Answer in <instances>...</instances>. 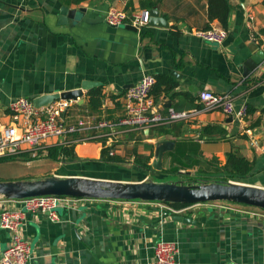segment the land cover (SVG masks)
Masks as SVG:
<instances>
[{"label": "crops", "instance_id": "0c3cea01", "mask_svg": "<svg viewBox=\"0 0 264 264\" xmlns=\"http://www.w3.org/2000/svg\"><path fill=\"white\" fill-rule=\"evenodd\" d=\"M228 2L227 37L216 46L193 34L220 27L208 20L207 0H0V129L12 123L8 106L13 100H33L83 84L89 89L80 101L70 102L65 121L84 115L116 121L123 116L125 93L145 74L178 83L169 94H151L161 115L199 109L198 94L204 90L231 96L248 113L228 122L221 112H203L166 128L123 130L109 163L100 160L101 141L71 144L72 138L65 137L45 142L34 158L27 152L0 158V168L35 161L41 178L50 170L60 177L116 181V172L124 168L143 172L134 164L136 157L152 156L151 165L157 141L190 140L198 143L203 161L219 166L228 153H238L253 164L247 184L264 188V6L262 0ZM62 8L76 11L70 23L61 21ZM110 8L129 16L157 8L167 27L147 25L136 32L127 29L128 22L109 27L104 15ZM94 89L101 91V107L91 112L87 93ZM53 146H72L73 159H46V149ZM44 162L47 168L41 169ZM180 172L171 182H188L185 171ZM18 207L13 200H0V211ZM157 210L154 202L87 199L57 209L58 222L46 213L28 214L21 227L31 249L28 264H147L160 238L177 243L179 264H264V220L199 204L160 223ZM173 216L195 223L174 222ZM9 242V232L0 228V257Z\"/></svg>", "mask_w": 264, "mask_h": 264}, {"label": "built area", "instance_id": "2783aa9c", "mask_svg": "<svg viewBox=\"0 0 264 264\" xmlns=\"http://www.w3.org/2000/svg\"><path fill=\"white\" fill-rule=\"evenodd\" d=\"M148 21L147 11L129 16L124 10L110 8L104 15V22L109 27L121 26L128 22L139 30L147 26ZM193 34L203 42L216 46H220L227 37V32L221 27H211ZM155 82L153 75L145 74L132 85L123 98V116L116 121L99 120L84 115L74 122H66L63 114L71 101L59 99L37 108L30 99L17 98L8 106L12 123L0 129V158L24 152L34 158L48 140L73 136L75 138H72L71 144L101 141L102 149H108V155L113 156L112 145L126 129L148 132L151 128L195 117L203 112L218 111L232 120H243L248 114L246 105L236 106L231 96L204 90L198 94L201 106L199 109L181 113L170 111L167 115H161L155 110V103L151 97ZM85 200L87 199L52 195L13 200L19 204L18 208L0 211V228L7 230L10 235L9 246L1 253L0 264H28L31 258L30 244L21 235L26 215L46 213L51 222H58L57 209L74 208ZM154 203L158 209L160 223L187 208H175L162 202ZM207 204L221 211L264 220V211L260 209L230 202ZM147 264H179L177 243L158 239L152 246V257Z\"/></svg>", "mask_w": 264, "mask_h": 264}, {"label": "water", "instance_id": "95a60500", "mask_svg": "<svg viewBox=\"0 0 264 264\" xmlns=\"http://www.w3.org/2000/svg\"><path fill=\"white\" fill-rule=\"evenodd\" d=\"M148 13V26L167 27L166 20L158 16L157 8ZM61 14L65 17L61 21L70 23L74 19L76 11L62 8ZM127 29L133 32L137 31L133 26H127ZM246 69V71H250L252 66L248 63ZM88 86L89 84H83L79 89L39 96L34 98L32 102L38 108L59 99L80 101L79 99L83 97L84 92L89 89ZM227 121L232 122V118H228ZM174 147V140H160L155 143L153 160L150 165L154 171L160 172L162 170L164 157L172 152ZM49 195L90 200H138L181 205L230 202L264 211V188L231 181L190 184L184 181L155 182L144 180L140 182H122L83 176H50L36 181L0 182V200H21ZM172 220L183 224L195 223L190 218L181 216H173Z\"/></svg>", "mask_w": 264, "mask_h": 264}, {"label": "trees", "instance_id": "16d2710c", "mask_svg": "<svg viewBox=\"0 0 264 264\" xmlns=\"http://www.w3.org/2000/svg\"><path fill=\"white\" fill-rule=\"evenodd\" d=\"M85 0H74L79 4ZM207 17L209 21L216 20L220 27L227 29L228 17L232 10L228 0H207ZM264 6V0H262ZM155 85L151 90V94L159 97L161 94H169L173 91L178 83L175 79L165 76L156 75ZM88 103L87 109L91 112H96L101 107V91L99 89L91 90L87 93ZM164 128L167 125H163ZM169 134V130L164 131ZM73 139L75 136L72 137ZM46 159L53 162L70 161L73 159V147L66 146H53L46 149ZM152 156L136 157L134 164L143 172L153 171L149 165ZM100 160L103 163H109L115 158L108 155V149L101 150ZM164 160L167 161V168L162 169L159 174H180V171H185V177L190 184H203L213 182H237L246 183L250 175L253 164L245 158L238 155L236 152H230L226 156L224 165L219 166L217 163L206 162L201 159L200 148L198 143L190 140H177L175 142L174 150L168 153ZM3 161L0 159V162ZM192 176L189 175L190 171L194 170ZM207 204V203H206ZM175 208H185L192 205L170 204Z\"/></svg>", "mask_w": 264, "mask_h": 264}, {"label": "rangeland", "instance_id": "374dc122", "mask_svg": "<svg viewBox=\"0 0 264 264\" xmlns=\"http://www.w3.org/2000/svg\"><path fill=\"white\" fill-rule=\"evenodd\" d=\"M47 162H44V166L41 169H46L47 167ZM164 163V162H163ZM37 164L35 161L30 164V166H27L25 162H19L15 164H9V165H4L0 168V182H26V181H36L42 179L41 176L36 175L35 173H39L38 169H36L34 166ZM55 166V165H54ZM126 170L122 172H116L117 173V181H122V182H127V181H144V180H151L155 182H170L174 181L175 179L179 178L177 174H159L156 171H149V172H141L137 171L134 172L132 169L129 168H124ZM164 169V166L162 167ZM54 171L48 170L46 173L47 176H44L45 174L43 173L42 176L44 178L50 177V176H58ZM120 174V175H118ZM127 175V176H123ZM60 177V176H59ZM84 177V176H83ZM124 178V181L123 179ZM122 179V180H121ZM115 181V180H113ZM246 184V183H244Z\"/></svg>", "mask_w": 264, "mask_h": 264}]
</instances>
